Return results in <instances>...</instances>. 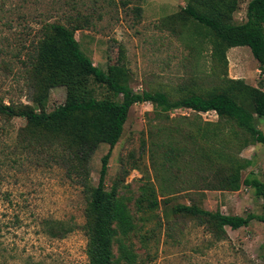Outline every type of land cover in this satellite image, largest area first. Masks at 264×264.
Wrapping results in <instances>:
<instances>
[{
    "label": "rangeland",
    "instance_id": "rangeland-1",
    "mask_svg": "<svg viewBox=\"0 0 264 264\" xmlns=\"http://www.w3.org/2000/svg\"><path fill=\"white\" fill-rule=\"evenodd\" d=\"M248 1L241 0L235 22L246 21ZM188 2L0 0V62L8 64L0 66V101L30 103L28 57L39 40L42 24L48 21L78 24L76 37L94 64L107 70L121 60L129 68L130 85L136 91L162 90L177 98L189 90L211 88L215 76L208 30L188 19L183 34L181 27L170 21V16ZM190 37L200 40L197 51L191 48ZM226 57L229 78L264 89V75L250 47H232ZM222 74L226 75L225 68ZM66 94L65 87L52 86L47 110L63 104ZM195 118V112L185 108L156 116L151 103H137L113 148L106 187L111 190L117 186L136 219L137 227L125 241L135 255L131 264H264V222L253 220L239 229L227 227L226 235L217 236L206 226L171 213L174 205L190 203L191 197L209 210L237 215L263 213V200L251 187L243 185L235 192L191 191L183 184L184 171L175 178L181 167L186 170L184 158L174 165L166 164V150L175 141L185 140L182 135L193 127L190 121ZM256 118L264 132V117ZM24 124L22 118L8 123L0 120V141L12 143ZM109 148L102 144L92 157L91 186L98 184L102 157ZM241 156L252 160L243 177L254 175L264 181V144L246 147ZM0 174V185L11 190L16 203L0 204V264H16L17 246L26 249L24 256L31 257V264H89L87 237L80 228L56 239L43 235L38 226L39 220L47 218L78 224L86 220L89 194L67 177L66 169L25 158L13 168L3 167ZM146 184L155 187L159 207L140 211L135 204ZM16 206L23 208L25 218L19 229L11 221ZM114 248L119 255L118 244Z\"/></svg>",
    "mask_w": 264,
    "mask_h": 264
},
{
    "label": "trees",
    "instance_id": "trees-1",
    "mask_svg": "<svg viewBox=\"0 0 264 264\" xmlns=\"http://www.w3.org/2000/svg\"><path fill=\"white\" fill-rule=\"evenodd\" d=\"M241 0H189L170 21L184 34L185 20L207 29L211 37L215 84L204 90H189L177 98L162 90L136 91L130 85L131 76L125 63L111 64L107 70L94 64L84 51L76 32L78 24L60 21L44 22L39 40L29 58L27 86L29 102L0 101V120L5 123L22 118L12 143L0 141V173L13 168L25 158H37L43 165H58L66 169L67 177L88 192L83 224L61 219H41L38 222L45 236L61 239L80 228L87 237L86 254L89 264H131L135 255L125 241L136 229V219L129 201L118 193L117 186L106 187V176L113 148L121 139L131 108L149 102L156 116L169 115L176 109H190L196 114L191 129L166 150V164L184 158L186 184L191 191L217 190L235 192L243 185L251 187L263 200V213L227 214L220 209L209 210L193 197L190 203H178L171 213L206 226L217 236L226 228L239 229L253 220L264 222V181L254 175L243 177L252 160L241 151L256 143L264 144V132L256 117H264V89L243 79L228 77V49L250 47L264 75V0H249L245 22H235L234 14ZM183 24V26H182ZM184 37H187L184 35ZM192 49L198 50L200 40L190 37ZM8 66L0 62V66ZM225 68V74L222 70ZM66 88L63 104L52 111L47 101L52 86ZM216 110V121L203 120L200 112ZM228 125V126H227ZM230 131L227 132V128ZM173 137V136H172ZM102 144L110 146L102 157L100 177L96 186L89 184L90 163ZM1 175V174H0ZM177 185V184H176ZM0 204H16L11 190L0 185ZM140 211L159 207L156 189L151 184L142 187L135 204ZM21 206L12 210L11 221L16 229L24 225ZM118 244L120 254L115 252ZM15 254L16 264H31L24 256L26 249ZM134 263V262H133Z\"/></svg>",
    "mask_w": 264,
    "mask_h": 264
},
{
    "label": "built area",
    "instance_id": "built-area-1",
    "mask_svg": "<svg viewBox=\"0 0 264 264\" xmlns=\"http://www.w3.org/2000/svg\"><path fill=\"white\" fill-rule=\"evenodd\" d=\"M200 114L206 121H216L218 119V113L216 110L200 112Z\"/></svg>",
    "mask_w": 264,
    "mask_h": 264
}]
</instances>
